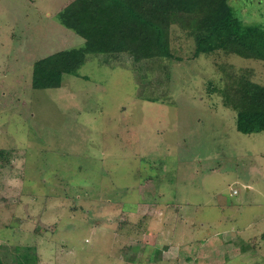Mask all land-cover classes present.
I'll return each mask as SVG.
<instances>
[{
    "label": "rangeland",
    "instance_id": "374dc122",
    "mask_svg": "<svg viewBox=\"0 0 264 264\" xmlns=\"http://www.w3.org/2000/svg\"><path fill=\"white\" fill-rule=\"evenodd\" d=\"M103 3L0 0V253L27 248L38 264H264V131H238L209 91L229 71L264 84V60L195 57L174 24L173 58L86 52L60 87L34 88L36 61L85 47L60 14L86 17ZM239 5L264 25V0Z\"/></svg>",
    "mask_w": 264,
    "mask_h": 264
},
{
    "label": "trees",
    "instance_id": "16d2710c",
    "mask_svg": "<svg viewBox=\"0 0 264 264\" xmlns=\"http://www.w3.org/2000/svg\"><path fill=\"white\" fill-rule=\"evenodd\" d=\"M242 0H106L95 12L60 14L59 19L85 39L84 49H67L33 65L34 88L60 87L64 74H77L84 53L129 52L135 59L173 58L170 34L177 24L193 38L194 56L236 55L264 60V25L239 14ZM87 7V5H86ZM66 15L68 18H66ZM223 85L209 81L225 107L235 111L236 128L244 134L264 131V84L250 75L225 72ZM209 85V86H210ZM0 264H38V256L17 247Z\"/></svg>",
    "mask_w": 264,
    "mask_h": 264
},
{
    "label": "crops",
    "instance_id": "0c3cea01",
    "mask_svg": "<svg viewBox=\"0 0 264 264\" xmlns=\"http://www.w3.org/2000/svg\"><path fill=\"white\" fill-rule=\"evenodd\" d=\"M74 31V30H73ZM75 32V31H74ZM76 33V32H75ZM77 34V33H76ZM77 35H79V34H77ZM80 36V35H79ZM82 37V36H81Z\"/></svg>",
    "mask_w": 264,
    "mask_h": 264
}]
</instances>
